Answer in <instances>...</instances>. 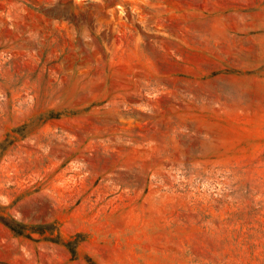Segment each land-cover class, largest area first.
Listing matches in <instances>:
<instances>
[{
    "label": "rangeland",
    "instance_id": "obj_1",
    "mask_svg": "<svg viewBox=\"0 0 264 264\" xmlns=\"http://www.w3.org/2000/svg\"><path fill=\"white\" fill-rule=\"evenodd\" d=\"M0 264H264V0H0Z\"/></svg>",
    "mask_w": 264,
    "mask_h": 264
},
{
    "label": "trees",
    "instance_id": "obj_2",
    "mask_svg": "<svg viewBox=\"0 0 264 264\" xmlns=\"http://www.w3.org/2000/svg\"><path fill=\"white\" fill-rule=\"evenodd\" d=\"M1 219V218H0ZM2 220V219H1Z\"/></svg>",
    "mask_w": 264,
    "mask_h": 264
}]
</instances>
